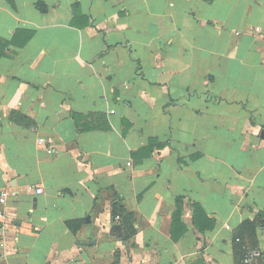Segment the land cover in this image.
<instances>
[{"label":"crops","instance_id":"1","mask_svg":"<svg viewBox=\"0 0 264 264\" xmlns=\"http://www.w3.org/2000/svg\"><path fill=\"white\" fill-rule=\"evenodd\" d=\"M263 129L264 0H0V264H261Z\"/></svg>","mask_w":264,"mask_h":264},{"label":"trees","instance_id":"2","mask_svg":"<svg viewBox=\"0 0 264 264\" xmlns=\"http://www.w3.org/2000/svg\"><path fill=\"white\" fill-rule=\"evenodd\" d=\"M71 116H72V118L74 119V121H75V123L77 124L78 123V119L81 117V116H83V115H79V114H77V113H74V112H71ZM180 201H181V198L180 197H177V199H176V203H180ZM112 209H111V222H112V224L113 223H117L118 221L120 222V224L123 226V229H124V233H125V237H127L128 236V233H127V231H126V227L129 225V224H132L131 222V219H132V217H131V214H126L123 218L121 217V214L119 213V207L116 205V203H114L112 206ZM116 215H118V221H116L115 220V216ZM264 216V213H262L261 215H260V217H263ZM174 217H176V214L174 213ZM77 224L78 225V220H69V221H67V225L71 228V227H73V224ZM248 224V227L251 229V232H252V227H254V223H252V222H250V221H246L245 222V224ZM127 229H129V228H127ZM237 236V235H236ZM240 239V238H239ZM246 246V245H245ZM250 247H252V246H250ZM237 253H239L240 254V261L237 263V264H245L244 262H243V259H242V257H243V253H244V243L242 242V241H240V246H239V248H238V250H237ZM118 256V255H117ZM115 257V259H114V261L112 262V264H117L118 263V257ZM261 264H264V261L262 260L261 261Z\"/></svg>","mask_w":264,"mask_h":264},{"label":"built area","instance_id":"3","mask_svg":"<svg viewBox=\"0 0 264 264\" xmlns=\"http://www.w3.org/2000/svg\"><path fill=\"white\" fill-rule=\"evenodd\" d=\"M37 142L39 144H44L45 138L42 137V136H40L37 139ZM46 151L49 152V153H51L52 152L51 147H48L47 146L46 147ZM35 190H36L37 193H40L41 192V188L40 187H36ZM6 195H7V190L6 189L0 191V202H4L5 201ZM118 218H119L118 215H116L115 216V220H118ZM2 226H3L2 225V222L0 221V232L2 230ZM260 257H261V252L258 249L252 248V247L247 246V245L244 246V253H243L242 259H243V262L245 264H253L254 261H255V259H258Z\"/></svg>","mask_w":264,"mask_h":264},{"label":"water","instance_id":"4","mask_svg":"<svg viewBox=\"0 0 264 264\" xmlns=\"http://www.w3.org/2000/svg\"><path fill=\"white\" fill-rule=\"evenodd\" d=\"M262 135L264 136V129L262 130ZM86 219L87 220L89 219L88 215H87ZM111 229L114 230L115 232H117V235L119 237H124V234L122 232V226H121L120 223H113L112 226H111ZM90 242H94V241L87 240V241H84L82 244H89Z\"/></svg>","mask_w":264,"mask_h":264}]
</instances>
